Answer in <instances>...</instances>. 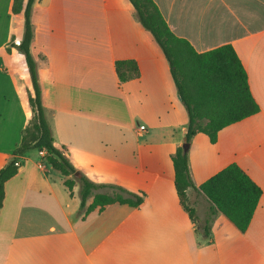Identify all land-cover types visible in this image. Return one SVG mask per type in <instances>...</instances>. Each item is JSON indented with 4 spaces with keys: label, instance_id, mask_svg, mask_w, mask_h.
<instances>
[{
    "label": "crops",
    "instance_id": "crops-1",
    "mask_svg": "<svg viewBox=\"0 0 264 264\" xmlns=\"http://www.w3.org/2000/svg\"><path fill=\"white\" fill-rule=\"evenodd\" d=\"M12 1L0 0V169L29 120L25 55L6 47L25 32ZM154 1L177 36L199 52L229 43L247 71L260 110L223 127L216 142L197 133L189 157L198 184L237 163L262 188L248 229L216 215L205 238L183 207L172 157L184 143L188 110L131 1L36 0L31 50L56 147L90 179L145 198L85 214L79 181L70 190L68 176L32 149L5 182L0 264H264V0ZM122 59H135L140 76L120 84ZM209 214L200 196V222Z\"/></svg>",
    "mask_w": 264,
    "mask_h": 264
},
{
    "label": "trees",
    "instance_id": "trees-1",
    "mask_svg": "<svg viewBox=\"0 0 264 264\" xmlns=\"http://www.w3.org/2000/svg\"><path fill=\"white\" fill-rule=\"evenodd\" d=\"M130 1L139 21L153 34L169 60L181 100L189 114L186 131L189 145L199 132L206 133L211 142H216L223 127L260 110L251 93L247 71L233 45L223 44L199 52L187 39L177 36L171 30L154 0ZM35 2L36 0H13L11 5L13 14L24 13L25 32L20 41L13 37L6 47L17 48L25 55L31 86L26 89L29 107L27 126L14 156L0 169V209L5 197V182L17 174L19 166L16 162L32 149L46 150L47 161L68 176L65 184L70 190L79 181L80 210L85 214L96 208L103 210L112 203L139 206L144 201L145 193L129 191L115 183L90 179L56 147L53 129L42 100L37 62L31 50L34 39L32 11ZM115 67L120 84L140 76V68L135 59L117 60ZM172 158L175 185L181 203L205 238L210 236L211 221L216 215H223L240 232L248 229L263 191L241 166L231 163L198 184L191 167L189 146H179ZM200 196L209 202L210 207V214L203 222H200L198 215ZM90 198L92 201L88 203Z\"/></svg>",
    "mask_w": 264,
    "mask_h": 264
},
{
    "label": "built area",
    "instance_id": "built-area-1",
    "mask_svg": "<svg viewBox=\"0 0 264 264\" xmlns=\"http://www.w3.org/2000/svg\"><path fill=\"white\" fill-rule=\"evenodd\" d=\"M140 129L141 130H144V129H146V126L145 125H140ZM40 151V154L42 155V156H45L46 155V150L45 149H42V150H39ZM16 165H20V162L19 161H17L16 162Z\"/></svg>",
    "mask_w": 264,
    "mask_h": 264
},
{
    "label": "water",
    "instance_id": "water-1",
    "mask_svg": "<svg viewBox=\"0 0 264 264\" xmlns=\"http://www.w3.org/2000/svg\"><path fill=\"white\" fill-rule=\"evenodd\" d=\"M187 135L184 136V143H183V146L184 147H188L189 146V143H187ZM78 174V172H76V175Z\"/></svg>",
    "mask_w": 264,
    "mask_h": 264
},
{
    "label": "rangeland",
    "instance_id": "rangeland-1",
    "mask_svg": "<svg viewBox=\"0 0 264 264\" xmlns=\"http://www.w3.org/2000/svg\"><path fill=\"white\" fill-rule=\"evenodd\" d=\"M206 206H207V204H206V202H204L203 205H202V209L205 210L206 209Z\"/></svg>",
    "mask_w": 264,
    "mask_h": 264
}]
</instances>
